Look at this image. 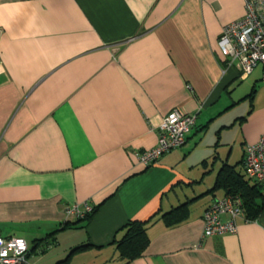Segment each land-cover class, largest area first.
Masks as SVG:
<instances>
[{
    "label": "crops",
    "instance_id": "0c3cea01",
    "mask_svg": "<svg viewBox=\"0 0 264 264\" xmlns=\"http://www.w3.org/2000/svg\"><path fill=\"white\" fill-rule=\"evenodd\" d=\"M244 11V0H0V234L26 238L27 264L87 242L68 264H264V211L203 232L227 194L210 190L222 164L245 172L264 132V66L241 76L218 45ZM175 106L196 114L185 143L140 163L135 150L157 143ZM77 201L94 212L63 227ZM186 201L187 217L166 224ZM150 217L149 244L125 262V224Z\"/></svg>",
    "mask_w": 264,
    "mask_h": 264
},
{
    "label": "built area",
    "instance_id": "2783aa9c",
    "mask_svg": "<svg viewBox=\"0 0 264 264\" xmlns=\"http://www.w3.org/2000/svg\"><path fill=\"white\" fill-rule=\"evenodd\" d=\"M244 14L225 23L219 35L221 53L230 64H235L241 76L250 74L258 64L264 66V0H244ZM196 121V114L175 106L163 115L154 146L135 150L136 159L149 165L160 156L185 143L187 134ZM245 171L264 187V132L260 138L248 143L244 155ZM67 220L80 218L93 211L88 201L67 206ZM228 215V219L223 218ZM245 215L239 194L227 193L216 198L204 211V235L237 231V217ZM29 244L19 235L0 234V264H27Z\"/></svg>",
    "mask_w": 264,
    "mask_h": 264
},
{
    "label": "trees",
    "instance_id": "16d2710c",
    "mask_svg": "<svg viewBox=\"0 0 264 264\" xmlns=\"http://www.w3.org/2000/svg\"><path fill=\"white\" fill-rule=\"evenodd\" d=\"M252 97V93L249 94ZM244 162V158H243ZM245 166V165H244ZM223 188L226 193L239 194L243 200V208L246 216L249 218L257 217L262 211H264V187L263 185L253 179L247 174L238 169L236 164L230 162H224L218 172L215 184L210 188V190ZM95 207L92 212L88 213L83 219H88L94 212ZM190 207L188 202H183L171 209L162 213V218L168 225H173L189 214ZM82 218L68 219L64 222L63 227L69 226L71 223H77L82 220ZM149 219H130L125 224L124 235L117 240V248L120 252V256L125 262H129L140 255L143 254L145 248L149 244L151 238L148 233V222ZM41 240V238H39ZM43 241L46 237L42 238ZM49 242V240H46ZM90 243H80L73 246L69 253L64 257L59 259L54 264H68L69 259L73 252L83 250L87 248ZM31 251L29 248L28 253Z\"/></svg>",
    "mask_w": 264,
    "mask_h": 264
},
{
    "label": "rangeland",
    "instance_id": "374dc122",
    "mask_svg": "<svg viewBox=\"0 0 264 264\" xmlns=\"http://www.w3.org/2000/svg\"><path fill=\"white\" fill-rule=\"evenodd\" d=\"M155 163V162H154ZM77 202H82V201H77ZM69 205V204H68ZM67 205V206H68ZM67 206L65 207V216H67V211H66V209H67ZM67 218V217H66Z\"/></svg>",
    "mask_w": 264,
    "mask_h": 264
},
{
    "label": "bare ground",
    "instance_id": "6f19581e",
    "mask_svg": "<svg viewBox=\"0 0 264 264\" xmlns=\"http://www.w3.org/2000/svg\"><path fill=\"white\" fill-rule=\"evenodd\" d=\"M245 8V7H244Z\"/></svg>",
    "mask_w": 264,
    "mask_h": 264
}]
</instances>
